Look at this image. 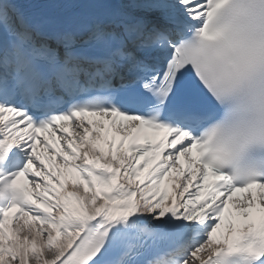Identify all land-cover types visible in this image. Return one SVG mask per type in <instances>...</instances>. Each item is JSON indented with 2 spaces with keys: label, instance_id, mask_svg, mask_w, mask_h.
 <instances>
[{
  "label": "snow or ice",
  "instance_id": "6c2138e0",
  "mask_svg": "<svg viewBox=\"0 0 264 264\" xmlns=\"http://www.w3.org/2000/svg\"><path fill=\"white\" fill-rule=\"evenodd\" d=\"M0 264H264V0H0Z\"/></svg>",
  "mask_w": 264,
  "mask_h": 264
},
{
  "label": "clouds",
  "instance_id": "9594fccd",
  "mask_svg": "<svg viewBox=\"0 0 264 264\" xmlns=\"http://www.w3.org/2000/svg\"><path fill=\"white\" fill-rule=\"evenodd\" d=\"M190 41H191V42H198V37L190 38Z\"/></svg>",
  "mask_w": 264,
  "mask_h": 264
}]
</instances>
